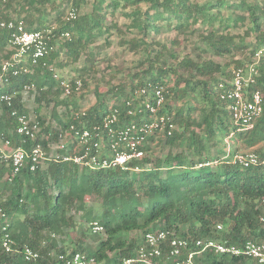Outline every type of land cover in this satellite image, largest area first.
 <instances>
[{"label": "trees", "instance_id": "trees-1", "mask_svg": "<svg viewBox=\"0 0 264 264\" xmlns=\"http://www.w3.org/2000/svg\"><path fill=\"white\" fill-rule=\"evenodd\" d=\"M14 1L0 0V21L12 18L9 12ZM49 1L52 0H25L21 5V10H27V17L23 19L28 28L44 27L40 20L35 25L32 15L40 10L34 7L37 3ZM84 1L66 0L72 3L71 9L76 12ZM141 3L148 4L146 10L139 6ZM128 5L135 6L132 11H123L131 19L127 29L135 33L129 39L131 49L147 53L146 59L139 63L142 69L137 73L147 76L130 88L123 102L115 103L113 107H120L124 118L125 101L134 97L135 89L146 87L152 92L158 84L165 85L168 89L167 103L162 112L181 127L165 142L175 147L186 141L191 158L182 153H169L163 159H152L148 155L132 163V167L139 166L138 170L86 169L87 172L79 170L78 165L72 162L50 160L46 167L38 166L35 170H31L28 164L9 180L4 177L12 174V164L0 153V228L8 223L7 231L17 247L28 244L41 254L37 261H26L18 252H6L1 246L0 232V264H55L53 235L71 224L76 225L71 214L73 210L83 211L89 223L100 218L104 225L107 237L92 253L101 264H114L133 256L143 234L151 229H167L172 235L179 234L194 240L213 238L239 245L248 239L264 238V223L260 220L264 213V164L260 161L244 167L231 161L234 153L247 151H255L264 159V55L258 66L257 82L251 86L261 91L263 113L252 128H247L233 121L228 101L220 97L219 83L231 77L230 70H226L228 64L190 56L177 59L176 51L155 39L164 27H174L181 34L196 32L202 50L220 56L251 46L250 57L236 63V66H242L259 50L264 53V0H95L91 13L72 21L63 19L59 23L57 33L63 30L71 32L70 38L60 43L65 54L73 62H77L84 52L88 53L86 60L92 59L94 54L88 49L99 35L110 33L111 26L116 25L115 22L111 26L108 24L110 16ZM200 21L207 23L208 28L198 30L195 25ZM216 21L219 22L217 27ZM241 24H247L246 34L254 35L255 43L245 44L237 40L238 35L229 31ZM9 37L10 31L0 28V49L7 46ZM61 45L47 57L49 62L54 61ZM154 45L159 47L156 52L152 48ZM165 50L174 59L165 58ZM4 57L7 53L0 54V73ZM170 75H174L173 87L167 81ZM27 83H35L38 91V106L33 111L43 125V132L47 133L38 141L48 149L50 140L59 139L61 128L52 129L50 124L45 125L47 114L43 109L53 101V115L57 116L56 107L61 103L62 93L49 71L13 76L6 88L0 87V97L3 92L12 95L10 104L0 100V139H9L14 148L30 149L35 144L17 134L19 121L13 114L16 110L18 115H31L22 102L21 92ZM111 92L124 96L126 89L118 85ZM179 93L187 101L186 115L183 108L174 112L169 99L171 94ZM195 103L202 104L197 118L191 115L196 109ZM105 107L104 100L100 105L87 109L82 117H75L73 112L67 122L60 121L62 128L71 123L81 127L98 123L108 112ZM227 137L233 151L220 150L217 157L209 156V148L225 142ZM160 138L164 139L152 136L151 140ZM261 144L259 149H253ZM151 148L146 146L148 152ZM207 161H218L220 166H198ZM163 168L167 170L166 176L161 173ZM92 197L99 202L101 214L88 205L87 201ZM218 224H222V228L219 229ZM136 231H141V235L127 237L126 234ZM76 251L86 250L77 244L71 252ZM59 252L66 253L67 250L62 248ZM195 264H252V260L206 251L195 257Z\"/></svg>", "mask_w": 264, "mask_h": 264}, {"label": "built area", "instance_id": "built-area-1", "mask_svg": "<svg viewBox=\"0 0 264 264\" xmlns=\"http://www.w3.org/2000/svg\"><path fill=\"white\" fill-rule=\"evenodd\" d=\"M77 17L76 10L70 9L63 19L72 21ZM0 28L10 31L6 46L7 57L1 64V88H6L13 76L35 74L41 70L42 73L50 72L61 88L63 98L72 99L82 94L81 78L72 79L66 76L54 62L47 60V57L57 49L58 44L70 38V31L63 30L57 33L56 30L59 28L57 22L40 29H30L23 18L13 17L0 21ZM262 54L263 51L259 50L244 65L230 68L231 77L218 85L220 97L228 101L233 121L247 128H252L263 113L261 91L251 88L257 82ZM35 88V83H27L23 91L29 93ZM167 92L168 89L163 84L155 86L152 92L146 87L137 88L134 90V97L125 101L124 118L121 117L120 107L112 106L98 123L84 127L71 123L67 128H61L58 141L56 144L49 142L48 149L38 141L41 139L43 129L38 115L26 113L18 115L15 110L13 114L17 115L19 121L17 134L29 138L35 144L30 149L22 146L14 148L11 147L9 139H0V145L10 148L8 154L7 150L0 146L1 157L12 164V174L7 175V179L12 180L28 164L31 170H35L38 166L44 167L42 163L46 160L72 162L81 169L138 170L139 166L131 165L148 156L146 146H153L154 142L151 137L162 136L166 139L179 129L178 124L162 112L167 103ZM0 100L10 104L11 93L3 92ZM86 112L87 109L82 108L75 111L74 116L82 117ZM231 161L244 167H250L260 161L264 164V159H261L255 151L236 152L232 155ZM214 163L218 161H207L199 163L198 166H213ZM260 220L264 223V213ZM90 226L95 233L106 231L99 220L93 221ZM7 227L8 223L0 228L1 246L6 252H18L26 261L40 259V252L30 245L17 247ZM217 227L222 228V224H218ZM206 251L229 256H244L250 258L252 264H264V238L248 239L239 245L213 238L194 240L179 234L172 235L167 229H151L145 232L136 253L114 264H195V257ZM53 256L55 264H101L93 254L86 251L58 252Z\"/></svg>", "mask_w": 264, "mask_h": 264}, {"label": "rangeland", "instance_id": "rangeland-1", "mask_svg": "<svg viewBox=\"0 0 264 264\" xmlns=\"http://www.w3.org/2000/svg\"><path fill=\"white\" fill-rule=\"evenodd\" d=\"M228 1L232 2L234 0ZM24 2L25 0L14 1V3L12 4L13 9L9 12L13 18H23L24 16L27 17V10H21V5H23ZM94 3L95 0H85L84 2H82L80 7L77 9L78 16H83L85 14L91 13ZM139 6L142 8V10H146L148 4L141 3ZM34 7L40 9L34 11L32 15L35 20V25H37L41 21L42 26L46 27L55 22H57L59 25L67 11L70 10L73 5L70 2H66V0H52L43 4L37 3ZM133 8H135L134 5H128L126 9L121 7L120 10H118L114 15L110 16L108 24L111 26V23L115 22L116 25L111 26L110 33L104 32L103 34L99 35L97 40L90 46L88 51L91 50L94 54L93 58L90 60H86L88 53L84 52L77 62H73L71 58H69L65 54V49L62 48V45H57V48L61 45V49H59L60 52H58V55L52 62H54L55 65L59 69H61L62 73L66 76L72 79L81 78L84 82V88L80 96H75L72 99L63 98L61 93L59 98V101H61V103L56 107L57 116L53 115V109L55 106V103L53 101L49 106H45V108L43 109L45 110L44 113L47 114V121L45 125L50 124L52 129L62 128L63 126L60 121H62V123L68 121V119L71 118L73 112L81 110L82 108L89 109L92 107H96L100 105V103L104 100L106 104L105 109L107 108L109 110L115 103L123 102L127 93L130 91V88L134 84H139L140 81H142V79L147 76H145L144 73H137L142 69L139 63L143 61V59H146L145 57L147 56V53L135 52L131 49L129 39L132 38L135 33L127 29V25L131 19L130 17L123 14V11H132ZM223 12L229 14L227 10H224ZM38 20L40 21L38 22ZM218 23V21L215 22V27H217ZM195 27L200 31L208 28L207 23L202 21L198 22ZM246 29L247 24H241L238 27H232L229 31H231V33L233 34L238 35L237 40H242L245 44L255 43L256 39L254 35H247ZM155 39L176 51L177 59H182L185 56H190L191 58H202L203 60L213 59L222 64H228L226 70H230V68L237 65L236 63L238 60L248 59L250 57L249 53L252 50V47L250 46L240 51L233 50L232 53L225 54L223 56L213 54L212 52L202 50V46L200 45V38L197 36L196 32L193 33L189 31L187 34H181L178 33V31L174 27H164L162 32L158 35V37L156 36ZM152 48H154L155 52L157 49H159V47L155 45L152 46ZM7 49L8 48L6 47L0 49V54L3 53L6 55L8 51ZM262 55H264V53ZM168 57L174 59L173 57H171L170 53L168 54L165 50V58ZM5 58L6 57H4L3 60ZM167 81L170 86L173 87L175 85L174 75H170L169 77H167ZM118 85L125 87L126 92L124 96H116L111 92L115 91V87ZM21 94L22 102L29 109L31 115H34L35 113L33 110L38 106V102L36 101V97H38L37 88L31 90L29 93L22 90ZM169 99L173 105L172 108H174L175 110L174 112H176L178 108H183L184 114L186 115V113L188 112V110L186 109L187 101L181 98L180 93L179 95L171 94ZM65 100L67 101V103ZM201 106L202 104L195 103L196 109L194 111L192 110V117H199ZM52 132L50 131V134ZM46 134L47 133L45 131L43 132L42 129L41 139L47 136ZM229 140L230 138L227 137L225 142L217 144L216 146H211L208 151L209 156L217 157V155L221 153L218 152L220 150H228L232 152L233 146L231 145ZM57 141V139L50 140V142L53 144H56ZM0 146L4 150H7L8 154L10 153V148H6L4 145ZM261 146L262 144L253 149H259ZM169 153H182L185 155V157L189 159L191 158L190 152L186 147V141L180 142V145L178 146L171 147L168 143L165 142V138L155 140L153 142L151 151L148 152V155H151L152 159H163ZM48 162L49 160L43 161V166H47ZM213 165L217 168L218 166H220L218 163H214ZM78 169L82 170L79 166ZM175 170L178 171V169ZM84 171L87 172L86 169ZM161 173L163 176H166V168H163ZM6 178L7 175H5L4 179ZM144 201H147L146 197H144ZM87 202L89 206L95 207L97 212L101 214L102 210L100 209V204L94 197L90 198ZM71 214L74 221L76 222V225L71 224L69 227L63 228V230H61L60 232H56L53 235L55 246L52 248V254L58 253L62 248L66 249L67 251H72L77 244L85 247L87 253H94L99 247L100 241L107 237V232H93L90 227L91 223H89L84 217L83 211L73 210ZM98 220H100V218ZM126 235L128 238L133 235L140 236L141 231L132 232ZM111 255H114V253H112ZM54 258L55 257L53 256V259Z\"/></svg>", "mask_w": 264, "mask_h": 264}, {"label": "crops", "instance_id": "crops-1", "mask_svg": "<svg viewBox=\"0 0 264 264\" xmlns=\"http://www.w3.org/2000/svg\"><path fill=\"white\" fill-rule=\"evenodd\" d=\"M46 167V166H45Z\"/></svg>", "mask_w": 264, "mask_h": 264}]
</instances>
